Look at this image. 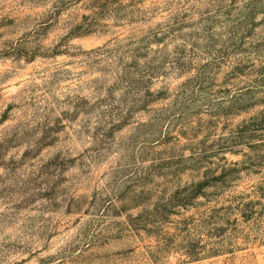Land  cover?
<instances>
[{
	"label": "rangeland",
	"instance_id": "obj_1",
	"mask_svg": "<svg viewBox=\"0 0 264 264\" xmlns=\"http://www.w3.org/2000/svg\"><path fill=\"white\" fill-rule=\"evenodd\" d=\"M0 264H264V0H0Z\"/></svg>",
	"mask_w": 264,
	"mask_h": 264
}]
</instances>
